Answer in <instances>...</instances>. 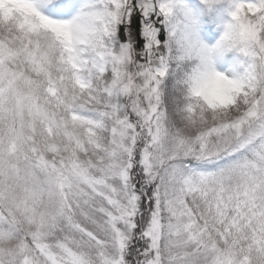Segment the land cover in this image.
<instances>
[{
	"label": "snow or ice",
	"instance_id": "snow-or-ice-1",
	"mask_svg": "<svg viewBox=\"0 0 264 264\" xmlns=\"http://www.w3.org/2000/svg\"><path fill=\"white\" fill-rule=\"evenodd\" d=\"M228 2L209 46L183 0H0V264H264V0Z\"/></svg>",
	"mask_w": 264,
	"mask_h": 264
},
{
	"label": "rangeland",
	"instance_id": "rangeland-1",
	"mask_svg": "<svg viewBox=\"0 0 264 264\" xmlns=\"http://www.w3.org/2000/svg\"><path fill=\"white\" fill-rule=\"evenodd\" d=\"M79 2L80 0H78V5ZM183 2L194 13L196 30L200 40L209 46L214 45L222 34L223 21L228 19V0H218L211 8L206 7L202 0H183ZM235 53L238 52L233 49L214 55V67L219 71L229 73L230 69L234 68L240 59L241 54L236 55Z\"/></svg>",
	"mask_w": 264,
	"mask_h": 264
},
{
	"label": "clouds",
	"instance_id": "clouds-1",
	"mask_svg": "<svg viewBox=\"0 0 264 264\" xmlns=\"http://www.w3.org/2000/svg\"><path fill=\"white\" fill-rule=\"evenodd\" d=\"M236 88L234 76L213 67L197 79L191 88V94L209 105L220 106L231 100Z\"/></svg>",
	"mask_w": 264,
	"mask_h": 264
},
{
	"label": "trees",
	"instance_id": "trees-1",
	"mask_svg": "<svg viewBox=\"0 0 264 264\" xmlns=\"http://www.w3.org/2000/svg\"><path fill=\"white\" fill-rule=\"evenodd\" d=\"M78 7V0H72V7L68 13V16L71 14H74V12L76 11V8ZM65 18V17H64ZM236 55H238L239 53H235Z\"/></svg>",
	"mask_w": 264,
	"mask_h": 264
}]
</instances>
